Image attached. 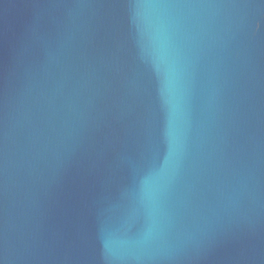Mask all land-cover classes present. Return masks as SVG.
Listing matches in <instances>:
<instances>
[{"label": "water", "instance_id": "1", "mask_svg": "<svg viewBox=\"0 0 264 264\" xmlns=\"http://www.w3.org/2000/svg\"><path fill=\"white\" fill-rule=\"evenodd\" d=\"M0 264H264V0H0Z\"/></svg>", "mask_w": 264, "mask_h": 264}]
</instances>
